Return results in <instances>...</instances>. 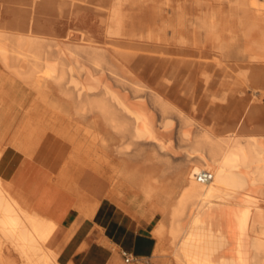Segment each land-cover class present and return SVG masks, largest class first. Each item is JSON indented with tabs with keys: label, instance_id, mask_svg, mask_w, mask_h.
<instances>
[{
	"label": "bare ground",
	"instance_id": "1",
	"mask_svg": "<svg viewBox=\"0 0 264 264\" xmlns=\"http://www.w3.org/2000/svg\"><path fill=\"white\" fill-rule=\"evenodd\" d=\"M0 70V165L53 171L0 172V264H67L47 212L99 196L173 264H264V0H0Z\"/></svg>",
	"mask_w": 264,
	"mask_h": 264
},
{
	"label": "crops",
	"instance_id": "2",
	"mask_svg": "<svg viewBox=\"0 0 264 264\" xmlns=\"http://www.w3.org/2000/svg\"><path fill=\"white\" fill-rule=\"evenodd\" d=\"M23 161V155L9 151L2 159L0 172L8 178H14L19 184L27 181L25 187L37 203L53 171L37 160L27 165ZM99 198L100 204L90 219L79 215L74 207L75 199L67 206L61 201L62 204L51 206L47 212L59 220L63 228L60 235L68 229L58 246L66 263L114 264L118 254L121 255V249H127L137 257L154 254L157 244L153 235L155 222L138 219L112 200L104 196ZM52 199V202H58L60 196L56 194L55 199Z\"/></svg>",
	"mask_w": 264,
	"mask_h": 264
},
{
	"label": "rangeland",
	"instance_id": "3",
	"mask_svg": "<svg viewBox=\"0 0 264 264\" xmlns=\"http://www.w3.org/2000/svg\"><path fill=\"white\" fill-rule=\"evenodd\" d=\"M232 7L235 8V10L233 12L231 11L227 13L228 21L232 19L236 20L238 16V12L236 8L237 5L234 4ZM8 89H9V85H7L6 82H0V116H1V112L4 111V109H7L6 104L7 101L10 100V97L8 95ZM158 220H159L158 217H156L153 220L155 222V225L157 224ZM114 264H173V263L169 260V256L160 257L153 254L148 257H138V259L130 263H125L123 257H121V255L118 254L117 260Z\"/></svg>",
	"mask_w": 264,
	"mask_h": 264
},
{
	"label": "built area",
	"instance_id": "4",
	"mask_svg": "<svg viewBox=\"0 0 264 264\" xmlns=\"http://www.w3.org/2000/svg\"><path fill=\"white\" fill-rule=\"evenodd\" d=\"M210 175H211L210 172L204 170L200 173L199 178L202 180H206L210 177ZM120 253L126 263H130L134 261L135 258L137 257L127 249H121Z\"/></svg>",
	"mask_w": 264,
	"mask_h": 264
}]
</instances>
